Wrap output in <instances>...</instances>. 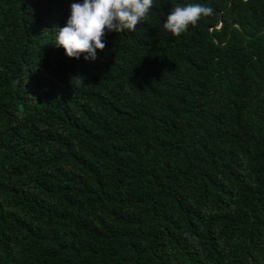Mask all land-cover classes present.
<instances>
[{"label":"trees","instance_id":"1","mask_svg":"<svg viewBox=\"0 0 264 264\" xmlns=\"http://www.w3.org/2000/svg\"><path fill=\"white\" fill-rule=\"evenodd\" d=\"M73 3L0 0V264H264V0H154L94 61Z\"/></svg>","mask_w":264,"mask_h":264},{"label":"clouds","instance_id":"2","mask_svg":"<svg viewBox=\"0 0 264 264\" xmlns=\"http://www.w3.org/2000/svg\"><path fill=\"white\" fill-rule=\"evenodd\" d=\"M153 6L154 0H83L82 4L73 3L66 25L51 30L53 45L62 48L70 59L78 60L84 54L86 61H94L97 50L106 47L103 39L106 32L135 31L137 25L147 19ZM212 13L213 9L204 4H178L172 7L163 28L179 36L189 25H195L201 17ZM74 79L79 82L82 77Z\"/></svg>","mask_w":264,"mask_h":264}]
</instances>
